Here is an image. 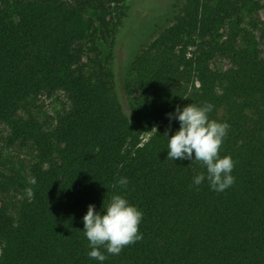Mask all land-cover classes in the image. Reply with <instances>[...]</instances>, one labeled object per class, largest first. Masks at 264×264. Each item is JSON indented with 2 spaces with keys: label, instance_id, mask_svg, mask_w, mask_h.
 <instances>
[{
  "label": "trees",
  "instance_id": "obj_1",
  "mask_svg": "<svg viewBox=\"0 0 264 264\" xmlns=\"http://www.w3.org/2000/svg\"><path fill=\"white\" fill-rule=\"evenodd\" d=\"M124 2L0 0V264H264V0H172L118 78ZM205 103L229 125L223 192L167 158L176 108ZM114 195L142 212V239L101 262L83 216Z\"/></svg>",
  "mask_w": 264,
  "mask_h": 264
},
{
  "label": "clouds",
  "instance_id": "obj_2",
  "mask_svg": "<svg viewBox=\"0 0 264 264\" xmlns=\"http://www.w3.org/2000/svg\"><path fill=\"white\" fill-rule=\"evenodd\" d=\"M212 108L210 103L176 108L174 118L179 121V130L167 137V158L200 163L206 167L210 187L223 192L235 183L231 175L235 165L231 156H220L229 125L210 120ZM169 118L172 119V115ZM204 179V173H200L194 177L193 183L200 185ZM32 183H35V178ZM117 183L126 186L128 181L122 177ZM142 215L140 210L120 195L112 196L103 214L96 212L94 205H89L83 216V231L91 247L89 257L102 262L107 257L100 251L101 248L108 254L119 255L124 247L141 240L139 224Z\"/></svg>",
  "mask_w": 264,
  "mask_h": 264
},
{
  "label": "rangeland",
  "instance_id": "obj_3",
  "mask_svg": "<svg viewBox=\"0 0 264 264\" xmlns=\"http://www.w3.org/2000/svg\"><path fill=\"white\" fill-rule=\"evenodd\" d=\"M172 0H125L127 16L125 17L122 30L117 38L115 48V70L116 76L121 78L123 67H128L130 59L138 46L147 42L156 34L161 27L170 24L172 18L169 5ZM172 4V3H171ZM171 6V5H170ZM163 8V9H162ZM257 8L264 17L262 5L259 3ZM102 54H106L107 49L102 45ZM119 65V66H118ZM220 66L230 68L227 61L221 62ZM118 67V68H117ZM122 67V68H121ZM126 70H128L126 68ZM124 76V75H123ZM124 110L128 111L129 101L119 96ZM60 108V101L57 97L45 99L43 101L42 113L55 114ZM5 135L3 125L0 123V136ZM149 133L144 134L143 140H146Z\"/></svg>",
  "mask_w": 264,
  "mask_h": 264
}]
</instances>
